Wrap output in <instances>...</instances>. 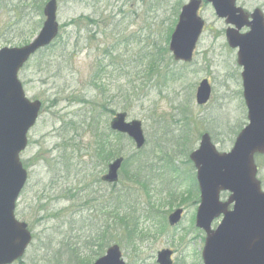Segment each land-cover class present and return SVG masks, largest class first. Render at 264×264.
<instances>
[{"label": "rangeland", "instance_id": "obj_1", "mask_svg": "<svg viewBox=\"0 0 264 264\" xmlns=\"http://www.w3.org/2000/svg\"><path fill=\"white\" fill-rule=\"evenodd\" d=\"M47 1L0 0V49L33 40ZM188 1L58 0L57 40L18 74L26 98L41 103L20 155L28 180L15 217L33 236L22 264H75L68 241L113 227L108 215L116 203L120 217L132 215L126 220L135 232L128 238L120 226L103 253L118 244L124 264H157V253L169 249L173 264H202L204 233L194 226L199 195L188 157L204 133L218 152H229L247 125V111L236 52L228 48L227 26L211 6L204 3L199 12L204 30L192 62L173 61L169 33ZM202 80L211 94L199 106L195 94ZM117 113L141 122V150L109 129ZM98 137L110 138L116 157L108 161L106 147L97 150ZM118 157L124 163L117 183L101 182L107 164ZM255 163L264 190V155ZM136 167L138 182L129 177ZM176 209L182 218L170 227L167 217Z\"/></svg>", "mask_w": 264, "mask_h": 264}, {"label": "water", "instance_id": "obj_2", "mask_svg": "<svg viewBox=\"0 0 264 264\" xmlns=\"http://www.w3.org/2000/svg\"><path fill=\"white\" fill-rule=\"evenodd\" d=\"M205 2L212 6L217 18L233 27L226 30L225 37L229 48L238 49L248 124L228 153L217 152L209 135L203 134L198 149L189 155L200 194L195 227L205 233L201 256L203 264H264V192L257 180L254 159L264 155V18L256 10L248 24L250 32L240 35L239 30L247 26V17L235 7L236 0ZM200 5V0H190L181 8L168 45L175 62L192 61L204 26L198 16ZM56 12L57 0L47 1L36 37L25 46L0 49V264L21 259L32 242L31 232L16 219L15 209L27 180L20 154L27 147V134L37 121L41 103L25 97L18 73L32 55L57 37ZM210 92L208 82L201 81L196 104L205 105ZM109 127L130 138L137 150L145 145L141 123L127 122L125 113L116 114ZM122 163V158L110 163L102 181L116 183ZM222 192L229 193L226 202L219 200ZM181 216V209L173 211L167 218L169 226L178 224ZM220 216V224L212 230L211 223ZM171 256L170 250L160 251L157 264H172ZM93 264H124L119 246H110Z\"/></svg>", "mask_w": 264, "mask_h": 264}, {"label": "trees", "instance_id": "obj_3", "mask_svg": "<svg viewBox=\"0 0 264 264\" xmlns=\"http://www.w3.org/2000/svg\"><path fill=\"white\" fill-rule=\"evenodd\" d=\"M169 34H171V33H169ZM168 39H169V37H168ZM54 43H55V41H54ZM54 43L51 44L50 47H52V45H54ZM48 48H45L44 51H46ZM115 135H117V134H115ZM117 137L119 139L124 138V136H122V135H117ZM96 145H97V150L102 148V151H104V146L106 147V150H107L106 154H107V160L108 161H110V159L114 158V156L116 157V153L113 151V147L111 145L110 138L105 139L104 137H99ZM134 173H135L134 175H131L129 177H132V179H134L136 182H138V178H139L138 174L140 173V169L136 167L134 169ZM116 196L117 197H114V199L118 202V200H120V197H119V195H116ZM125 209H128V206H126ZM125 213L129 216L128 217L127 216L120 217V205H118V203H116V204H114V210H112L111 213H109V215H108V219H109L108 222L113 224V227H112V225L108 224L107 227L103 226L102 229L99 230L95 234V236L90 235L84 239H82L80 237H73L72 240L68 241V242L72 241L71 243L67 244V247H69L68 251L70 252V254L75 258L73 260V262L75 264H91L92 261H94L96 258H98L99 256H101L103 254V248L105 246H107L106 241L111 240L113 233L120 231L119 230L120 226L123 228V230L125 231L128 238H130L135 232V226L136 225H129V220L127 221L126 219L131 218L132 215L127 213V211ZM97 245H98V247H97ZM93 247L99 248L100 251H94L93 252V250H92ZM82 254H84V255H82ZM81 259H83V260H81Z\"/></svg>", "mask_w": 264, "mask_h": 264}, {"label": "flooded vegetation", "instance_id": "obj_4", "mask_svg": "<svg viewBox=\"0 0 264 264\" xmlns=\"http://www.w3.org/2000/svg\"><path fill=\"white\" fill-rule=\"evenodd\" d=\"M240 0H236L235 2V6L236 8H239L241 9L245 14H246V17H247V26L243 27L241 30H239V33L240 34H247L250 32V27L248 26V24L252 23V18H251V15L256 11V10H259L261 13H262V16L264 17V2H258L259 0H248L249 2H254V6H250V7H246L245 4H242L239 2ZM256 2H258L256 4ZM204 5V3L202 2V4L200 5V9H199V12L201 11L202 9V6ZM209 5V4H208ZM198 12V13H199ZM224 22V21H223ZM225 24V22H224ZM226 25V24H225ZM225 34V33H224ZM236 53H237V50H234ZM240 68V67H239ZM241 69V68H240ZM242 71V69H241ZM241 74V73H240ZM240 78H241V75H240ZM231 207H229L230 209Z\"/></svg>", "mask_w": 264, "mask_h": 264}]
</instances>
